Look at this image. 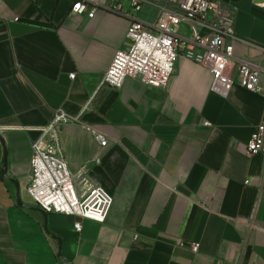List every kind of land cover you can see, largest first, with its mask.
Wrapping results in <instances>:
<instances>
[{"label": "crops", "instance_id": "obj_1", "mask_svg": "<svg viewBox=\"0 0 264 264\" xmlns=\"http://www.w3.org/2000/svg\"><path fill=\"white\" fill-rule=\"evenodd\" d=\"M220 2L236 19V58L264 68V0ZM71 7L0 0V264H264V153L244 150L264 95L237 78L215 93L212 72L185 57L165 88L101 85L130 47V19ZM156 16L153 4L140 13ZM58 109L78 118L59 136L79 194L99 185L114 197L106 222L48 214L29 193L33 144Z\"/></svg>", "mask_w": 264, "mask_h": 264}, {"label": "built area", "instance_id": "obj_2", "mask_svg": "<svg viewBox=\"0 0 264 264\" xmlns=\"http://www.w3.org/2000/svg\"><path fill=\"white\" fill-rule=\"evenodd\" d=\"M71 1L73 14L93 18L103 9L130 19L127 32L130 47L116 52L101 85L121 88L128 78H136L144 84L165 88L179 58L185 57L212 72V91L215 93L228 96L237 78L242 87L264 95V68L255 60L236 58L233 43L236 19L220 0ZM149 4L157 6L153 22L140 17L143 8ZM185 24L190 28L189 36L180 33ZM70 76L75 78V74ZM77 120L63 109L55 111L43 129L42 137L33 144L28 190L38 208L48 214L76 215L106 222L114 197L99 185L79 194L76 177L61 153L59 128ZM83 127L92 132L101 146L109 144L107 137L96 129L88 125ZM244 150L249 155L264 153V122L255 128ZM245 183L253 184L254 180L248 178ZM75 228L81 231V222H76ZM191 247L197 252L200 244L192 243Z\"/></svg>", "mask_w": 264, "mask_h": 264}]
</instances>
